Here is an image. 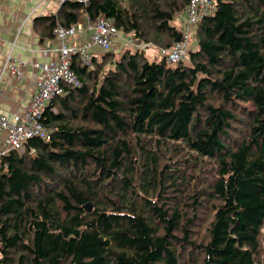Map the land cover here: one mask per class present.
<instances>
[{"label": "trees", "instance_id": "1", "mask_svg": "<svg viewBox=\"0 0 264 264\" xmlns=\"http://www.w3.org/2000/svg\"><path fill=\"white\" fill-rule=\"evenodd\" d=\"M214 3L177 65L161 51L190 0L66 2L34 20L46 45L106 18L161 59L117 52L120 37L92 67L74 58L79 84L43 112L50 141L3 159L0 264H264V0Z\"/></svg>", "mask_w": 264, "mask_h": 264}, {"label": "built area", "instance_id": "2", "mask_svg": "<svg viewBox=\"0 0 264 264\" xmlns=\"http://www.w3.org/2000/svg\"><path fill=\"white\" fill-rule=\"evenodd\" d=\"M54 1L61 6L66 2L88 4L91 0ZM215 9L214 0H190L185 12V22L181 27L183 39L176 42L171 49L161 51V55L167 58L170 65H177L189 59L191 38L194 36L200 22L205 17L210 16ZM86 30L90 33L84 35ZM55 37L60 45L53 51L55 54L53 60L48 63L34 62L32 65L38 74L36 79L37 92L29 105L21 114H17L12 118L0 113V131L5 132L7 135V146L0 149V168L3 167L5 156L13 151L21 150L30 140L39 138L50 141V132L41 123L43 112L58 95L62 94L64 85L76 86L79 84L78 76L72 69L74 58L79 56L83 65L92 67L95 57L94 50L96 48L102 51L114 50V40L116 37H121V33L111 21L100 18L96 26L90 25L89 20L85 26L81 24L71 28L58 26L55 30ZM127 41L136 47L147 48V46L138 45L135 41ZM43 52L48 56L52 53V50L44 49ZM6 67L19 84L25 83L27 75L22 61L8 55Z\"/></svg>", "mask_w": 264, "mask_h": 264}, {"label": "crops", "instance_id": "3", "mask_svg": "<svg viewBox=\"0 0 264 264\" xmlns=\"http://www.w3.org/2000/svg\"><path fill=\"white\" fill-rule=\"evenodd\" d=\"M0 5V113L12 118L26 109L37 92L38 74L33 63L50 62L55 57L53 51L60 45L56 39L46 40V45H42L34 32V20L57 13L60 6L54 0H0ZM89 33L86 30L84 35ZM44 49L52 53L47 56ZM95 52V56L101 53ZM8 55L24 63L27 75L24 84H19L6 67ZM6 138V133L0 131V149L7 146Z\"/></svg>", "mask_w": 264, "mask_h": 264}, {"label": "rangeland", "instance_id": "4", "mask_svg": "<svg viewBox=\"0 0 264 264\" xmlns=\"http://www.w3.org/2000/svg\"><path fill=\"white\" fill-rule=\"evenodd\" d=\"M185 14L180 13L177 15L176 20H174L173 24L174 26H176L177 28H181L183 26V22H185ZM120 45L117 47V52H119L121 49L125 48L127 46V41L124 38L120 37V41L118 42ZM132 50H135L136 48L128 45ZM149 48H147L145 51L146 55L149 57L150 61H154L155 59H157L158 61L161 59L160 55H157L156 58H154V54H155V49L153 46L148 45ZM198 49V43L196 41V39L194 38V36L191 38L190 41V51H196ZM103 55V54H102ZM120 55L118 54V57ZM101 57V56H100ZM99 57V58H100ZM185 63H188V60L185 61ZM109 67V64L107 65V68ZM263 235H264V231H263ZM263 246H264V239H263Z\"/></svg>", "mask_w": 264, "mask_h": 264}, {"label": "water", "instance_id": "5", "mask_svg": "<svg viewBox=\"0 0 264 264\" xmlns=\"http://www.w3.org/2000/svg\"><path fill=\"white\" fill-rule=\"evenodd\" d=\"M86 210L88 211V212H91L92 211V206L89 204V205H87L86 207Z\"/></svg>", "mask_w": 264, "mask_h": 264}]
</instances>
